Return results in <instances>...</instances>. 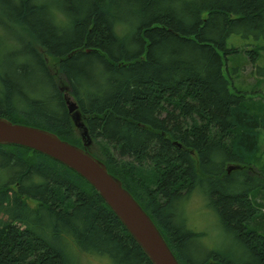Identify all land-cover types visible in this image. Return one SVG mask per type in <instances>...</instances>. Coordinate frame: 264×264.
I'll return each mask as SVG.
<instances>
[{"label": "trees", "instance_id": "obj_1", "mask_svg": "<svg viewBox=\"0 0 264 264\" xmlns=\"http://www.w3.org/2000/svg\"><path fill=\"white\" fill-rule=\"evenodd\" d=\"M0 27L19 43L6 56L11 69L0 63V116L83 146L68 93L90 152L181 264H264V102L233 84L240 50L227 46L233 34L264 38V0H0ZM246 52L264 77L262 47ZM33 78H45L40 89H28ZM195 190L241 260L197 249L203 234L180 206ZM0 213V264H79L69 241L111 264H153L84 177L30 148L0 144Z\"/></svg>", "mask_w": 264, "mask_h": 264}, {"label": "water", "instance_id": "obj_2", "mask_svg": "<svg viewBox=\"0 0 264 264\" xmlns=\"http://www.w3.org/2000/svg\"><path fill=\"white\" fill-rule=\"evenodd\" d=\"M65 99L75 126L81 130L83 146L48 129L16 123L3 116H0V144L30 148L72 168L97 190L153 264H181L150 214L105 162L90 152L92 138L78 104L68 93Z\"/></svg>", "mask_w": 264, "mask_h": 264}, {"label": "rangeland", "instance_id": "obj_3", "mask_svg": "<svg viewBox=\"0 0 264 264\" xmlns=\"http://www.w3.org/2000/svg\"><path fill=\"white\" fill-rule=\"evenodd\" d=\"M13 28H18L12 26ZM19 31V30H18ZM16 33H14L9 27H0V63L1 67L5 70L7 68L11 69L13 61L9 60L6 56L13 52L15 49H18L19 43L15 40ZM228 48H238L240 51L236 54H232L233 60L232 64H237L239 67L238 71L232 72L233 84L239 89L243 90L247 96H252L255 101L264 102V77L258 76L255 71V64H251L247 50L253 49L255 47H262V52L259 57L258 65H264V38L255 39L253 37L244 38L239 34L231 35L227 40ZM22 57H19L16 62H20ZM49 63L53 67L56 64V61L48 57ZM232 60V59H231ZM230 60V62H231ZM23 61V60H22ZM21 61V62H22ZM9 64V65H8ZM231 64V63H230ZM246 64L243 68L241 65ZM10 66V67H9ZM56 72V71H54ZM227 74V72L225 71ZM45 79V78H44ZM40 80L42 81L45 80ZM38 78H33L31 80V85L28 89H40V83ZM17 82L21 83L22 80L17 78ZM23 85V84H20ZM24 86V85H23ZM17 118L24 119L25 113L22 106H18L15 109ZM18 122H23L18 120ZM22 123V124H23ZM29 125V124H27ZM78 132L80 137L81 130L79 128ZM261 153L259 154V164L264 166V131L261 132ZM95 147V146H94ZM260 201L263 200V197H259ZM35 204V202H31ZM264 204V202L262 203ZM180 206L183 209L185 216L187 217L188 226L190 229L202 232L203 236L200 238V244H197V249L202 252V250H212L217 249L222 256H229L235 260H241L243 258L242 253L245 254V251L242 248H239L237 244L234 243L230 235H227L219 220V215L215 209H213L204 193L200 190H195L191 195L183 199L180 203ZM0 217L3 215L0 213ZM259 224L264 228V219L259 220ZM70 250L76 255L77 261L79 264H111L109 258L105 255H94L86 252H82L78 247L71 241H69ZM203 254V253H202ZM73 261H75L73 259Z\"/></svg>", "mask_w": 264, "mask_h": 264}]
</instances>
